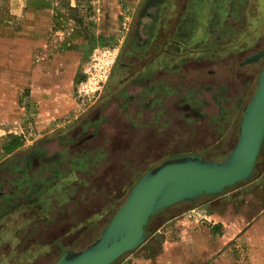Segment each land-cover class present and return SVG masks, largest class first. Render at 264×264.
I'll return each mask as SVG.
<instances>
[{"label": "rangeland", "instance_id": "rangeland-1", "mask_svg": "<svg viewBox=\"0 0 264 264\" xmlns=\"http://www.w3.org/2000/svg\"><path fill=\"white\" fill-rule=\"evenodd\" d=\"M66 1L69 0H57V3L66 9ZM141 1L81 0L82 4L78 3L83 16L76 29L89 49L86 69L76 73L72 80L73 110L39 130L29 128L24 146L0 155L1 161L34 146L60 164V159L66 158L61 152L67 145L97 128L98 136L82 145L91 151L84 155V161L97 165L90 177L93 183L88 186L81 183L72 194V201L61 205L62 211L58 212L67 217L74 215L71 211L74 201L78 202L83 194L81 202L74 207L79 209L76 211L99 213L98 218L103 219L95 230L80 237L75 248L93 239L111 216L113 210L106 206L107 197L114 192L121 200L139 175L164 158L202 157L205 151L207 156L219 161L223 151L237 138L241 109L256 86L264 61V0H161L150 18L139 17ZM179 41L186 43L189 55H185L184 46L179 49ZM258 51L262 54L257 60L243 63ZM103 52L112 59L110 70L118 55L121 61L138 62L122 70L127 78L121 87L124 92L101 96L107 76L102 86L80 95L77 89L85 79L91 57ZM151 62L153 66L146 68ZM117 102L123 103V107ZM42 174L35 173L40 185L44 183L41 177L45 172ZM90 178L84 177L83 181L88 183ZM42 188L45 190L46 185ZM7 191L8 180L0 178V209ZM51 193L55 194V189ZM155 218L156 214L149 223ZM76 225L69 220L61 224L55 219L47 231L59 227L71 229ZM7 233L8 227L2 231V237ZM70 236L73 239L74 235ZM6 254L7 251L0 252V258ZM31 255L34 258L28 264H53L59 257L55 251L44 249Z\"/></svg>", "mask_w": 264, "mask_h": 264}, {"label": "crops", "instance_id": "crops-1", "mask_svg": "<svg viewBox=\"0 0 264 264\" xmlns=\"http://www.w3.org/2000/svg\"><path fill=\"white\" fill-rule=\"evenodd\" d=\"M66 2L0 0V155L73 110L71 84L89 46L76 29L81 0ZM253 175L161 209L144 240L110 264H264V149Z\"/></svg>", "mask_w": 264, "mask_h": 264}, {"label": "water", "instance_id": "water-1", "mask_svg": "<svg viewBox=\"0 0 264 264\" xmlns=\"http://www.w3.org/2000/svg\"><path fill=\"white\" fill-rule=\"evenodd\" d=\"M261 54L258 51L243 63H251ZM263 139L264 62L249 101L241 109L237 138L222 160L179 155L148 168L132 185L99 235L79 250H65L53 264H110L144 240V227L152 214L201 195H217L224 187L248 180Z\"/></svg>", "mask_w": 264, "mask_h": 264}, {"label": "trees", "instance_id": "trees-1", "mask_svg": "<svg viewBox=\"0 0 264 264\" xmlns=\"http://www.w3.org/2000/svg\"><path fill=\"white\" fill-rule=\"evenodd\" d=\"M173 42L177 43L175 40ZM185 45V42H178L179 49L184 46L186 50L185 55H189L188 46ZM158 60L159 58L157 61L153 62L154 65L156 62L158 63ZM220 94L221 92L219 91V95ZM96 130L97 128L93 129L92 133H88L86 135L88 137L79 144L74 143L72 145H67L65 151L61 152V155H66V158L62 159L60 157L62 159L59 161L61 162L60 164H56L50 156H45L38 152L34 146L29 147L22 153H16L0 161V178L2 181L3 179L8 180V193L6 197L4 196V203L0 209V235L5 228L8 227L9 230L6 237L0 236V252L4 253L7 251L5 256H1L0 264H28V262L34 258L31 254L33 252L39 253L40 250L43 249L53 250L56 252L57 256L68 249L79 250L93 241L99 235L100 230L107 224L111 216L103 222L99 232L93 239L75 248L74 245L80 240V237L83 238L91 229L95 230L103 219L98 218L99 213L82 214V211H76L77 208L74 207L81 202L83 194L79 196L80 200L78 202L77 200L74 201L73 208L71 209V211H74V215L73 213L70 217L58 215L60 214L58 212L62 211L60 208L61 205L72 201V194L80 187L81 183L86 186L91 182L93 183V179L90 177L94 174V168H96L97 165L94 164L92 166L84 161V155L91 151L86 148L83 149L82 145L83 142L89 143L91 139L93 140L98 136ZM230 148L223 151V157L219 160H222L226 156ZM263 149L264 139L256 156L251 176L256 172L262 162ZM69 155H73L74 157L69 158ZM207 155L208 153L204 151L202 157L216 160ZM63 165L65 167H63ZM38 171L41 175H43L42 172H45V176L41 177L44 182L43 185L37 183L38 179L35 173ZM141 175L137 177L135 182ZM84 177H87V179L90 178V181L88 183L87 181H83ZM53 181L54 184L50 185ZM244 181L245 180H240L233 185ZM95 182L96 181H94V183ZM45 185L46 188L44 190L42 186ZM227 188L228 187H224L223 190ZM53 189H55L56 193L52 195L51 192ZM127 193L121 200L119 199L120 196L114 195V192L107 197L106 206L107 208H112V214L124 201ZM53 209L54 213L51 214ZM23 213L24 215H21ZM155 214H157V212L152 214L145 224V236L147 235L149 221ZM55 219L61 224L67 223V220H69L77 225L72 226L71 229L59 227L56 228L55 231L52 229L47 231L49 223L53 222ZM77 229H79L78 233L76 232ZM41 232L46 234L45 237ZM71 234L74 235L73 239L70 236Z\"/></svg>", "mask_w": 264, "mask_h": 264}, {"label": "flooded vegetation", "instance_id": "flooded-vegetation-1", "mask_svg": "<svg viewBox=\"0 0 264 264\" xmlns=\"http://www.w3.org/2000/svg\"><path fill=\"white\" fill-rule=\"evenodd\" d=\"M161 0H142L139 6V17H143V16H147L150 18V16H153V14L156 13V11L158 10V2ZM157 5V6H156ZM155 6V7H154ZM148 7H154L152 8V11H146V9ZM137 46H141V44L139 42H136ZM151 47V44L149 46H147L146 51ZM137 53V52H134ZM135 57H139L140 55H134ZM147 58V56H146ZM138 62H124L121 61L119 58V55L117 57V59L114 61L113 66L110 70V73L108 75L107 81L106 83H104V85L102 86V90H101V96H103L104 94H111L112 92H114L115 94H121V92H124L123 88H121L124 84V82L127 80V78L125 76L122 75V70L129 65H135ZM152 62L149 65H145L146 68H150V66H152ZM143 68L144 64L142 65ZM113 76L115 77V79H113ZM113 88V89H112ZM121 96V95H119ZM101 98V97H100ZM97 99V103L100 102L101 99ZM120 107H123V103H119ZM86 137H82L81 140L77 141L75 144H79L80 142L84 141Z\"/></svg>", "mask_w": 264, "mask_h": 264}, {"label": "built area", "instance_id": "built-area-1", "mask_svg": "<svg viewBox=\"0 0 264 264\" xmlns=\"http://www.w3.org/2000/svg\"><path fill=\"white\" fill-rule=\"evenodd\" d=\"M111 62L112 59L104 52L99 55L94 54L91 57L85 79L79 83L77 92L80 95H85L102 86L109 74Z\"/></svg>", "mask_w": 264, "mask_h": 264}]
</instances>
